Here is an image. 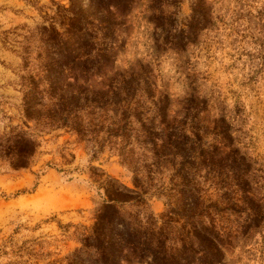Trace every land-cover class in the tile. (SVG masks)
<instances>
[{"label": "rangeland", "instance_id": "374dc122", "mask_svg": "<svg viewBox=\"0 0 264 264\" xmlns=\"http://www.w3.org/2000/svg\"><path fill=\"white\" fill-rule=\"evenodd\" d=\"M205 1L212 7L214 24L194 44L177 51L155 49L154 26L148 21L150 0H138L125 17L129 27L115 66L123 70L140 62L151 69L153 96L140 97V116L155 131L186 133L190 137L186 147L198 143L210 150L218 145L219 156H224L221 152L228 148L215 134V123L223 115L232 127L233 146L251 163L246 175L250 194L264 207V0ZM55 12L52 0H0V134L19 126L17 130H27L39 141L28 167L12 169L0 161V264H67V256L89 233L96 209L105 199L101 182L107 175L133 187V172H137L147 188L146 211L158 215L164 210L158 188L169 184L173 172L171 163L156 170L151 165V146L135 140L140 119H131L132 133L123 149L119 142L99 149L94 141L64 128L41 130L31 122L26 127L22 78L37 74L36 54L41 48L37 27L47 25L50 17L56 20ZM188 13L189 2L183 0L178 18ZM109 76L92 77L88 85L94 87ZM163 95L169 102L162 118L156 103ZM189 99L204 103L196 108ZM89 116L82 113L81 117L86 122ZM155 143L159 148L162 140L157 138ZM231 164L228 161L222 173L230 176ZM199 174L196 178L203 182L205 167ZM217 174L215 168L208 177ZM212 180L203 187L209 186L206 195L216 199L220 191L208 185ZM232 195L239 198L241 193ZM245 219V214L233 213L219 222L229 235L223 264H264V220L247 228ZM123 264L145 263L130 259Z\"/></svg>", "mask_w": 264, "mask_h": 264}, {"label": "trees", "instance_id": "16d2710c", "mask_svg": "<svg viewBox=\"0 0 264 264\" xmlns=\"http://www.w3.org/2000/svg\"><path fill=\"white\" fill-rule=\"evenodd\" d=\"M137 1L68 0L63 4L52 0L56 20L50 17L47 25L37 27L41 44L36 54L37 74L22 78L21 105L27 128L29 122L41 130L64 128L94 141L99 149L117 142L123 149L132 133L131 119H140L141 128L134 136L137 142L151 146V165L157 170L158 165L171 163L173 169L169 184L158 188L157 194L164 197V210L158 215L146 211L147 188L137 172H133V187L107 175L101 182L105 199L96 209L89 233L67 256V264H123L130 259L145 264H223L229 235L219 223L221 219L233 213L245 214L247 228L264 220L263 205L250 194L246 175L251 163L238 146H233L232 127L223 115L215 123L219 142L228 148L221 152L222 157L218 145L210 150L198 143L186 147L190 138L186 133L178 136L162 129L155 131L142 120L140 97L153 96L151 69L140 62L123 70L115 66L129 27L125 17ZM182 1L150 0L148 21L154 26L156 50L184 51L214 24L212 7L205 0H188L189 13L179 19ZM108 73L107 81L88 85L92 77ZM189 101L196 108L204 103ZM168 102L167 95L155 102L162 118ZM82 113L92 116L85 122ZM17 127L0 134V161L12 169L28 167L39 148L32 134ZM157 138L162 140L159 148ZM175 155L181 158L179 162H175ZM228 161L232 163L230 176L222 173ZM202 167L205 174L200 182L196 177ZM215 168L218 174L208 185L214 184L220 194L212 199L206 195L209 186L204 188L203 184ZM237 192L241 193L239 198L232 195ZM131 206L137 208L128 209Z\"/></svg>", "mask_w": 264, "mask_h": 264}]
</instances>
